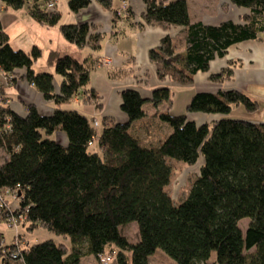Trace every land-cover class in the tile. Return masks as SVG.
I'll list each match as a JSON object with an SVG mask.
<instances>
[{"label": "trees", "instance_id": "obj_1", "mask_svg": "<svg viewBox=\"0 0 264 264\" xmlns=\"http://www.w3.org/2000/svg\"><path fill=\"white\" fill-rule=\"evenodd\" d=\"M0 1L13 10L26 8L45 27L58 25L63 37L78 47L100 48L102 35L92 30L93 24L59 23L61 12L49 0ZM90 1L67 4L78 12ZM95 1L119 15L113 0ZM229 2L248 12L236 22L209 25L190 22L187 0H143L145 25L165 31L183 26L185 31L178 40L164 34L149 51L160 82L188 85L195 73L208 69L210 60L224 56L229 45L264 30V0ZM41 54L35 45L27 52L15 50L0 23V71L10 82L32 84L55 105L44 115L34 102H23L25 112L18 113L1 94L0 82V219L14 218L28 230L47 228L67 243L47 239L30 244L17 237L6 244L0 235V264H82L91 256L100 261L103 254H115L117 264H150L158 248L176 264H264V122L226 117L239 104L248 112L258 109L256 101L235 89L196 91L186 111L173 115L168 85L152 90L149 99L128 87L120 91L127 121L103 118L98 130L86 114L62 108L76 95L83 103L102 106L90 86L91 64L51 51L49 63L61 78L56 89L52 72L33 69ZM231 74L227 67L209 78L222 82ZM196 112L220 116L197 123L188 117ZM146 115H157L170 127L155 144H143L132 128ZM55 131L65 134L66 143L50 137ZM200 156L198 177L185 198L176 201L167 187L172 170L168 159L191 165ZM11 194L16 208L8 205ZM243 218L249 219L245 231L239 227ZM134 221L139 234L130 242L122 231Z\"/></svg>", "mask_w": 264, "mask_h": 264}, {"label": "crops", "instance_id": "obj_2", "mask_svg": "<svg viewBox=\"0 0 264 264\" xmlns=\"http://www.w3.org/2000/svg\"><path fill=\"white\" fill-rule=\"evenodd\" d=\"M65 2V0H63ZM114 7L119 12V15L114 16L113 13L105 9L101 4L95 0H91L90 4L80 9L78 12H72L67 4L63 11L62 4L58 0H49L57 4V9L67 15L64 24L82 22L94 25L92 30L102 35L100 41V48L92 49L87 44L78 47L74 42H68L64 46L67 51L63 53L72 55L78 61L86 60L91 64L89 73L90 86L98 91L101 99L98 101L102 104L100 108H96L95 103L81 102L80 95L73 98V103H81L82 107L80 113L86 114L90 119L97 121V128L100 130L101 121L103 118H112L116 122L127 121V115L120 109V91L126 88H135L140 91L141 95L149 99L152 90L163 85L178 86L177 84L168 81L160 82L155 74V67L150 63L149 51L159 46L160 39L164 34L169 33L174 39H181L185 34L184 27H171L170 30H163L159 26L145 25L142 20L141 13L144 9L143 0H113ZM210 1L206 0H187V9L190 22L203 21L205 24L214 25L224 21L232 20L238 21L241 15L248 12V9L234 6L229 0H212L211 8L208 7ZM124 3L126 6L123 8ZM224 3L226 7L223 8ZM24 9V8H23ZM14 9L10 11L2 5L0 1V23L5 29L10 44L11 29L7 28L9 21L19 22L22 30H17L23 38L30 29H39L35 27L32 22H36L28 15L26 8ZM6 13H5V12ZM21 11V12H19ZM24 11V12H22ZM12 12V13H11ZM18 13H23L25 16H19ZM31 18V19H29ZM29 24H25V22ZM66 22V23H65ZM38 23V22H36ZM41 27H45L38 23ZM57 27L58 25L48 26V28ZM18 29V27L16 28ZM43 29V28H41ZM48 29L47 32H50ZM54 30V29H53ZM61 32V31H60ZM17 35L15 34L13 38ZM19 37V35L17 36ZM28 38V36H27ZM31 40L28 42L30 43ZM33 45L41 49L38 38L32 40ZM32 45V46H33ZM53 39H50V48H53ZM12 46V45H11ZM27 52L24 47H19ZM43 51V49H41ZM182 54V49L179 50ZM224 56H216L209 61V67L205 72H197L194 74L193 81L188 85L191 86L189 93L187 92L184 99L188 101L187 97H192L196 91H209L216 93L218 90L235 89L241 91L249 99L254 100L259 105L258 109L248 112L244 106L238 105L231 109L227 118L245 119L255 123L264 122V30L258 32L256 38H247V40L238 41L229 45L226 48ZM83 58V59H82ZM109 59V63L103 65V61ZM52 64V63H51ZM53 65V64H52ZM230 67L231 76L222 82H213L210 80V73H216ZM51 72V71H50ZM116 77L112 78L110 73H116ZM56 89L61 83V78L56 79ZM0 82L2 84L1 94L7 97V103L16 111L20 113L25 112L23 102H34L37 104L39 112L44 115L52 113L55 105L46 102L41 93H38L34 86L27 83L25 80L17 79L15 82H10L6 76L0 71ZM179 86V87H183ZM10 91V92H8ZM12 94V95H9ZM15 95V97H14ZM68 110H77L71 103L68 104ZM72 105V106H71ZM146 107L150 108V101L146 102ZM173 103L170 106V112L180 114L173 110ZM164 109V107H163ZM152 112V111H151ZM151 114V113H150ZM220 115L203 114V113H188L189 119L197 123L207 122L217 119ZM132 128L137 133L143 144H155L160 141L163 136L170 133V127L166 122L159 120L157 115H146L141 120L134 121ZM57 133V140L64 144L67 137L61 131ZM52 135H50L51 137ZM56 139V138H55Z\"/></svg>", "mask_w": 264, "mask_h": 264}, {"label": "rangeland", "instance_id": "obj_3", "mask_svg": "<svg viewBox=\"0 0 264 264\" xmlns=\"http://www.w3.org/2000/svg\"><path fill=\"white\" fill-rule=\"evenodd\" d=\"M60 4H62V9H60L61 11H63V9H65L66 6V0L65 2L63 0H58ZM190 1V0H188ZM206 1H210L208 4L211 8L212 5V0H206ZM226 7V4L224 3L223 8ZM17 10V9H16ZM13 10L11 8H9V12L10 11H16ZM25 10V9H23ZM5 12V11H4ZM21 12V11H19ZM24 12V11H22ZM6 13V12H5ZM12 13V12H11ZM19 16H25L23 15V13H18ZM61 19L59 21V23H64V21H68L66 20L67 15H65L64 12H61ZM31 19V18H29ZM35 27L39 26L40 30L37 29H30L29 31H27L26 36L23 38V36H21V34L17 32V30H22L23 28H21L22 26L19 27L20 24H23V20H20L19 22H13V21H9L7 23V21L5 22V24L7 25V28L10 30H12L11 32V39H12V47L16 50L19 47H24L27 51H30L33 45L32 40H36L38 38V41L40 43L41 49H43L42 54L40 56H38V58L36 59V61H34L33 64V69L36 72H52L56 79L60 80V77L56 74L55 70H54V65H52L51 63H49V54L51 53V51H53L50 48V39H53V48H55V51H57L58 53L63 54V51H67V48L64 46L65 44L67 45V41L65 39V37H63L62 33L58 30L57 27H53V28H48V27H41L40 25H38V23L36 22H32ZM66 23V22H65ZM25 24H29V22H25ZM18 27V29H16ZM43 28V29H41ZM51 29L50 32L47 30ZM54 29V30H53ZM19 35V37H15L13 38L14 35ZM28 36V38H27ZM29 40L30 43L28 42ZM83 59V58H82ZM191 86H183V87H179L178 86H172V91H173V96L172 98H174V106H173V110L176 112H180V114L184 113L186 111L185 106L186 104L191 100L192 97H187L188 101H185L184 97L186 95V93L190 91ZM10 92V91H8ZM12 95V94H9ZM13 96V95H12ZM15 97V95H14ZM76 109L78 112H82L81 108L82 105L81 103H73L70 102ZM71 105V106H72ZM69 105H63L62 108H69ZM95 121V120H94ZM97 124V121H95ZM45 135V134H44ZM49 137V136H48ZM51 138H58L57 137V133L53 132ZM92 148H97L96 144L93 143L92 145H90ZM4 157L3 151L0 150V163L2 162ZM169 165H171V180L169 182V184L167 185L168 190L170 192V194L172 195V198H174L176 201L177 200H182L185 198L186 193L188 192L189 189V184L198 177V172L199 169L201 167V165L203 164L202 161V157L200 156L198 158V160L194 163V164H184L179 160H174L169 158ZM8 205L9 207H13L16 208L18 205L15 202L14 199V195L11 194V197H8ZM249 219L248 218H243L239 221V227L242 228L243 231H245L246 229V225L248 224ZM123 233L126 234L128 240L130 242H135L138 239V225L137 222H131L128 225L123 227ZM0 235L2 237V239H4L6 244H11L14 240L18 238H21V240L28 241L30 244H36L37 242H41L47 239H53L54 242L56 244H58L59 242H64L67 243L66 239H64L63 236L61 235H55L54 233H52L49 229H45V228H36L35 230H28L25 226L22 227L21 224H19V221L15 220L14 218L9 220H4V219H0ZM215 251L212 252L211 256H210V262L213 261V259L215 258ZM112 256V260L107 262V263H103V264H117V258L115 256V254H111ZM150 264H176L175 261L168 256L166 253H164L162 251V249L158 248L150 257ZM82 264H102L101 261H99L95 256H91L89 258H84L82 260Z\"/></svg>", "mask_w": 264, "mask_h": 264}, {"label": "built area", "instance_id": "obj_4", "mask_svg": "<svg viewBox=\"0 0 264 264\" xmlns=\"http://www.w3.org/2000/svg\"><path fill=\"white\" fill-rule=\"evenodd\" d=\"M48 4H49L50 7H53V6H56V7H57V4H55L54 2H49ZM125 6H126V4L124 3L123 8H124ZM109 62H110L109 59H105V60L103 61V65H105V63H109ZM93 124H95V126H97V124H96L95 121H94ZM6 194H9V192L6 191ZM14 197H15V195H14ZM14 256H15V255H13V257H14ZM111 260H112V256H111V255H108V254L100 255V261L102 262V264H103V263H107V262H109V261H111Z\"/></svg>", "mask_w": 264, "mask_h": 264}]
</instances>
